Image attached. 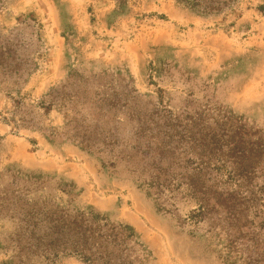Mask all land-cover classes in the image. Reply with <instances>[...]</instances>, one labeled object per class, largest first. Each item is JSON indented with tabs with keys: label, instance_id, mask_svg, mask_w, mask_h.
<instances>
[{
	"label": "rangeland",
	"instance_id": "obj_1",
	"mask_svg": "<svg viewBox=\"0 0 264 264\" xmlns=\"http://www.w3.org/2000/svg\"><path fill=\"white\" fill-rule=\"evenodd\" d=\"M188 1L0 0L17 44L0 66V264H264V159L234 178L163 134L225 115L246 124L241 165L264 154V0ZM63 86L76 98L52 103ZM81 235L102 258L71 253Z\"/></svg>",
	"mask_w": 264,
	"mask_h": 264
},
{
	"label": "trees",
	"instance_id": "obj_2",
	"mask_svg": "<svg viewBox=\"0 0 264 264\" xmlns=\"http://www.w3.org/2000/svg\"><path fill=\"white\" fill-rule=\"evenodd\" d=\"M226 3L227 1L225 0H189L187 2L191 8L207 14L220 12L223 7H226ZM16 46L17 44L11 40H6L5 42L0 41V66H3L5 59H8L13 53H15ZM66 88L67 86H63L61 90H58L55 94L53 93L51 96L52 103L58 100L71 101L72 98H76L73 96V93L66 92ZM162 112L171 114L164 109ZM195 119H197L195 120L196 122H193L192 124L198 126V131L195 135L191 136H187L190 133L189 129L185 132L171 135V127L168 124V130L163 132L168 142H173V138L178 136L179 142L190 143L192 147L202 149L205 155H211L218 161V163H220V169H222L227 176H232L234 178L255 176L256 170L260 167L258 165L262 162V159H264V154L250 151L247 165L244 167L241 165L243 144L241 143V138L238 137V134L246 124L242 125L241 123L239 124L236 122L235 130L232 132L230 116L223 115L219 119H207L204 116H197ZM249 130L253 138L255 135H258V132L253 128L249 127ZM231 134H233L234 137H231ZM234 138L237 139L234 140ZM257 144V142H251L250 146H257ZM231 160L232 164L237 166V169L234 171H231L228 167ZM89 231H92V229H89ZM80 239H82V241L76 240L75 243L72 244V254L81 256L84 261H92L102 258V252L100 248L97 247L98 245L95 243L93 235L90 237L89 235H81ZM92 245L96 246V248H92Z\"/></svg>",
	"mask_w": 264,
	"mask_h": 264
}]
</instances>
